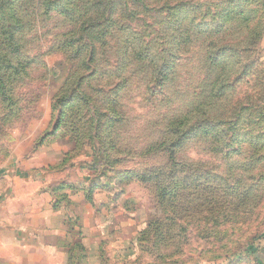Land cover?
Wrapping results in <instances>:
<instances>
[{"label":"rangeland","instance_id":"rangeland-1","mask_svg":"<svg viewBox=\"0 0 264 264\" xmlns=\"http://www.w3.org/2000/svg\"><path fill=\"white\" fill-rule=\"evenodd\" d=\"M17 191L51 264H258L264 0H0L1 203Z\"/></svg>","mask_w":264,"mask_h":264},{"label":"crops","instance_id":"crops-1","mask_svg":"<svg viewBox=\"0 0 264 264\" xmlns=\"http://www.w3.org/2000/svg\"><path fill=\"white\" fill-rule=\"evenodd\" d=\"M20 198L21 195L17 191V197H13L12 204L1 203L0 200V264H28V260L37 263L42 257L37 256L36 251L45 253L43 259L51 264L57 250L56 248L53 250L51 244H48L50 248L47 250L42 236L32 235L30 226L34 224L31 223L28 212L34 211L35 215L36 209H32L31 206L24 208L18 203ZM43 226L46 227L45 224ZM253 260H257L258 264H264V250L263 253H259L257 259L253 257Z\"/></svg>","mask_w":264,"mask_h":264},{"label":"trees","instance_id":"trees-1","mask_svg":"<svg viewBox=\"0 0 264 264\" xmlns=\"http://www.w3.org/2000/svg\"><path fill=\"white\" fill-rule=\"evenodd\" d=\"M128 46H129V48L130 49H132L133 51H135V49H134V46H133V42L131 43V42H129L128 41ZM136 55L138 56H141L142 55V57H143V54H142V52H137L136 53ZM174 65H169L168 67H167V69H171V67H173ZM168 75H166L164 78H163V80H162V83L168 78L167 77ZM200 104H202V103H200ZM200 104H198L197 106H196V108L191 112L190 110V112H189V114L188 115H191V114H193V112L194 111H196V110H198L199 108H200V110H201V107H199V106H201ZM173 123H175V122H173ZM199 129V128H198ZM196 131H198L197 129H196ZM202 133L201 134H205V135H208L210 132L209 131H207V130H202L201 131ZM171 153V152H170ZM177 167V166H176ZM176 171V169H175V166L174 165H171V169L169 170V173L170 174H174V172ZM171 175V176H172ZM163 176H165V175H140L139 176V178H140V180L141 181H143V182H150V181H153V182H155L156 184H155V189H156V193H157V196L159 197V201H162V200H164V198L166 197V196H168L167 194H170L172 197H176L177 196V192L176 191H171L170 189H168V186H166V184H164V182H163ZM175 192V193H174ZM170 198V197H169ZM175 199V198H174Z\"/></svg>","mask_w":264,"mask_h":264}]
</instances>
